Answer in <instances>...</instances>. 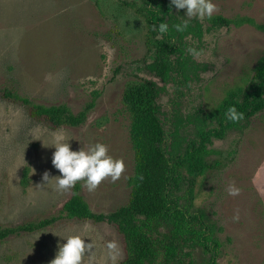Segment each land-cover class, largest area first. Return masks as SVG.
I'll return each mask as SVG.
<instances>
[{"label": "rangeland", "instance_id": "374dc122", "mask_svg": "<svg viewBox=\"0 0 264 264\" xmlns=\"http://www.w3.org/2000/svg\"><path fill=\"white\" fill-rule=\"evenodd\" d=\"M123 1L154 10L160 22L166 19L175 47L167 81L147 69L153 54L145 46L144 19L119 0H0V87L12 82L38 103L66 104L75 113L96 102L84 125L52 130L23 106L0 98V226L57 215L72 196L73 187L56 189L57 178L42 181L45 171L60 175L51 146L58 136L73 150L102 143L108 155L124 162L118 179L107 177L93 191L77 181L94 212L108 214L127 203L135 162L122 98L129 81L146 78L159 87L165 148L174 165L172 191L184 216L149 223L146 231L159 243L158 263L180 229L177 264H264V111L222 138L212 133L217 124L206 120L230 92L249 84L264 56V0H213L212 17L248 18L256 25L230 27L214 26L212 17H185L186 10L175 9L170 0ZM185 19L188 26L177 31L173 25ZM203 142L223 156L224 165L194 180L175 161ZM230 189L238 191L233 195ZM199 214L205 216L202 224L195 218ZM71 235L91 243L81 264H120L125 257L122 236L112 224L65 220L0 242V264H50L58 244Z\"/></svg>", "mask_w": 264, "mask_h": 264}, {"label": "trees", "instance_id": "16d2710c", "mask_svg": "<svg viewBox=\"0 0 264 264\" xmlns=\"http://www.w3.org/2000/svg\"><path fill=\"white\" fill-rule=\"evenodd\" d=\"M119 1L132 7L136 14L144 19L145 46L147 51L153 54V60L147 65V69L161 81H167L175 68L173 60L175 47L167 32L161 34L153 28L152 25H158L160 22L157 13L136 4ZM211 21L216 27H230L244 23L255 25L254 21L248 18L229 19L214 16ZM13 85L11 82L7 86L0 87V98L23 106L32 119L44 123L52 130L63 126L84 125L96 104L93 99L84 109L75 113L66 104L38 103L21 94ZM158 100L159 87L151 79L131 80L123 93L122 102L130 116V141L135 162L133 174L127 179L130 195L126 204L108 214L96 213L81 194V184L76 182L72 196L57 215L6 228L0 226V242L11 236L41 232L65 220L88 221L96 224L107 222L117 229L124 242L125 257L120 264H159V243L152 238L150 232L146 231L149 230V223L176 221L184 216L172 191L174 165L165 148L166 132L161 122ZM232 106L243 113L241 120H245L247 125L252 118L264 111V56L258 61L249 84L245 88L230 92L218 108L207 116L206 120L217 124L218 128L212 133L219 138L224 137L241 121L232 122L227 119V109ZM200 113L203 114V112ZM204 143L199 146L192 144L175 161L176 166L186 171L194 180L224 165L223 156L218 151L205 146ZM215 154H220L221 157L212 160L211 157ZM29 179V169L25 168L22 185L28 186ZM195 218L202 224L205 216L199 214ZM180 225L182 224L178 222L177 226ZM180 232L178 229L165 246L162 264H177L178 241L176 240L178 239L176 237L180 235ZM215 244L220 247L217 242Z\"/></svg>", "mask_w": 264, "mask_h": 264}, {"label": "clouds", "instance_id": "9594fccd", "mask_svg": "<svg viewBox=\"0 0 264 264\" xmlns=\"http://www.w3.org/2000/svg\"><path fill=\"white\" fill-rule=\"evenodd\" d=\"M170 5L177 10H186L185 17H195L197 19H210L217 10L213 0H170ZM188 24L189 19H185L182 24H176L173 27L177 31H183ZM152 26L161 34L166 33L169 28L166 19L159 22L158 25L154 24ZM188 52L193 56L199 54L194 48H189ZM226 116L232 122L243 119V113L238 112L235 106L227 109ZM51 146L55 148L52 154V164L59 170L60 175L50 177L49 173L45 171L42 181L48 184L52 178H57V190L70 189L77 181L83 180L88 190L93 191L105 178L111 177L116 180L124 171V162L108 155L107 146L102 143H96L87 151L83 149L73 150L69 141H65L62 136H58ZM237 191L238 189H230V194L235 195ZM65 240L66 242L58 244L56 255L50 261V264H81L86 247L91 248V243H86L85 239H82L79 235L68 236Z\"/></svg>", "mask_w": 264, "mask_h": 264}]
</instances>
